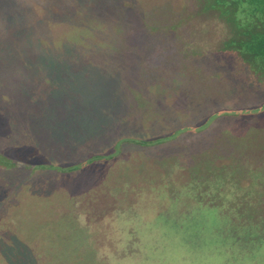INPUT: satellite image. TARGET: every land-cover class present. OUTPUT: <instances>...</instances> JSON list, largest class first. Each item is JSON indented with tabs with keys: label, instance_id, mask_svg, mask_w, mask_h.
<instances>
[{
	"label": "rangeland",
	"instance_id": "374dc122",
	"mask_svg": "<svg viewBox=\"0 0 264 264\" xmlns=\"http://www.w3.org/2000/svg\"><path fill=\"white\" fill-rule=\"evenodd\" d=\"M126 1L0 0V149L32 151L23 160L29 166H67L109 151L100 146L95 153L66 151L67 157L57 150L103 144L114 123L127 129L116 131L120 138L156 141L209 125L214 112L261 107L254 114L264 126V33L254 30L263 23L264 0H190L180 15L168 17L187 20L179 33L149 35L127 14ZM245 25L254 30L250 35ZM222 38L230 41L223 56ZM128 43L140 52L138 82L129 76V61L139 57L125 56ZM206 45L202 58L196 52ZM179 98L190 102L187 108L184 101L176 105ZM133 115L141 116L136 123ZM187 131L151 147L125 145L109 165L158 158L162 151L185 154L194 133ZM247 140L242 145L250 146ZM158 163H135L125 168L127 177L106 185L93 163L66 173L0 169V264H264V233L236 226L191 190L178 187L174 200L121 204L115 183L146 180ZM231 207L224 213L237 210Z\"/></svg>",
	"mask_w": 264,
	"mask_h": 264
},
{
	"label": "trees",
	"instance_id": "16d2710c",
	"mask_svg": "<svg viewBox=\"0 0 264 264\" xmlns=\"http://www.w3.org/2000/svg\"><path fill=\"white\" fill-rule=\"evenodd\" d=\"M189 1L190 0H153L152 2V0H127L125 4L122 5L129 16L131 15L135 16L134 18H139L140 28L142 31H146L148 35L157 32L175 34L181 31L180 29L185 26V21L187 20L184 21L185 23H182L183 18H181V16H178V18L168 17L172 13H178V15H180L179 13H182L185 8L188 7ZM211 9L214 10V6H211ZM221 41L224 42V38H222ZM205 43L208 44V42ZM128 44L129 46H127V48H129L130 51L126 50L128 52L125 56L132 59L136 53L139 57L137 60L134 58V60L129 61L132 64L131 74H129L130 79L134 78V82H138V66L136 63L138 59H141V56L138 54L140 52L136 51V49H138L136 44ZM224 44L226 49H223L224 52L221 56L227 52L230 41H226ZM145 48L150 50L151 46L147 45ZM207 48L208 46L206 45V48H202L201 53L198 51L196 53H199L200 57L205 58L204 54ZM195 51L196 50H194V52ZM219 77L222 78L224 76L219 74ZM0 85H2V83H0ZM183 101L186 103L184 107L187 108L190 102L185 99ZM183 101L182 98H179L175 102L177 106H183L179 105L181 104L180 102ZM259 108L261 107L238 110L236 111L238 114H231L228 110L214 112V114L217 115H214V117L211 116L212 118L209 117V119L211 118V123H209V125H206L208 122L206 120L199 126L191 127V129H188V127L184 128L173 133L170 137H164L156 141L144 142L141 141V139H135L129 136L120 138L123 135L118 134L116 131L122 130L123 133H127V129L121 128L122 125L120 123H114L105 129L104 133H107V138L103 144L100 143L97 146H88V144L83 142L76 145L74 149H67L65 151L57 150V153L61 152L63 156L66 155L67 157L68 151L76 152V154H80L79 152L88 153L89 151L95 153V150H98L100 146L103 147V152L105 150L109 151L107 154H93L91 155L92 157H87L80 162L74 163V165L69 164L66 166V161L62 163L58 161L55 165L35 164L29 166L27 162L23 160L28 158L29 154L33 153L32 151L24 152L7 147L6 150L0 149V157L5 160L0 163V169L28 168L31 170L40 169L44 171L59 170V172L62 171L66 173L78 172L83 169L88 170L91 168L90 163H93L95 165L92 164L93 167L99 169V173L96 175L100 177V181H103L102 185H106L109 181H116L127 177L128 175H124L129 174V172L125 168H131L133 170V165L135 163L143 165L148 161L149 163L150 161L151 163H158L161 161L163 163H158V166L152 170V174L146 177V180L135 183L132 181H120L119 184L115 183L116 186L119 185L120 190H122V194L119 195L121 204L126 203L127 206L131 207L134 205L136 206V204L139 203V199L145 201L149 199V202L154 199L161 201L160 199L162 197H164L165 200L173 199L175 194L172 191L175 189L178 190L179 187L180 190H191L193 192L192 196L196 201L199 202L202 200L204 206L219 209L221 211V217L226 218L227 216L229 221L235 223L236 226H248V224H251L260 235L264 233V147L260 148V145L258 146L256 144L264 143V139L262 138L264 134L260 132V135H252L249 140L246 138L247 134H255L256 129L261 128L262 131L264 128V126L258 123L260 122L257 117L259 113L254 114L255 111L260 112L262 110ZM3 111L4 108L0 107V116H3ZM243 112L250 114H242ZM127 117L128 116L124 119ZM140 117L139 115H133L128 118L130 122L136 123ZM243 117H249V119L255 122H247L243 120ZM2 120L4 121L5 119ZM220 121L226 122V124H222ZM186 130H188L187 132L193 131L194 133H190L189 136V140L191 141L189 143L192 145V148L185 154L181 151L180 154H176L175 157H165L162 151L161 154L158 155V158L152 157L151 159H139L138 161L131 160L127 162L117 160L118 162L116 163L119 164L115 163V165H109L117 159L119 153L122 152V147L125 145L132 144L135 146L139 145V147L142 145L151 147L158 142L171 139L176 141L173 138ZM194 135H198L199 137L197 138ZM245 139L251 142L250 146L247 144L242 145ZM114 141L115 144L117 141H120L116 144L117 146L115 149H105V147H109L110 144L112 145ZM211 144H214V148ZM176 145L181 147V144ZM119 146H121L120 149ZM66 151L67 153H65ZM10 152L15 153L17 158H15V156L10 157L8 155ZM53 152L57 157L56 152ZM61 159L64 158H57V160ZM104 167L105 170L103 171L102 168ZM94 172L96 171L94 170ZM139 175L141 174L139 173ZM174 185H176V188L172 187ZM107 193L110 192L107 190ZM88 202H91V200ZM226 206H232L237 210L235 211V209H232L234 210L232 214L228 212L225 214L224 208H226ZM120 209L122 210V207H115L112 212H116ZM111 210L109 208L106 213H110ZM256 227H259V230L256 229Z\"/></svg>",
	"mask_w": 264,
	"mask_h": 264
},
{
	"label": "flooded vegetation",
	"instance_id": "af4514ba",
	"mask_svg": "<svg viewBox=\"0 0 264 264\" xmlns=\"http://www.w3.org/2000/svg\"><path fill=\"white\" fill-rule=\"evenodd\" d=\"M261 12H264V11H261ZM258 18H262L261 20L263 21V23L261 24V26L259 27H257L256 29H254V30H258L259 32H260V34L261 35H263L262 33H264V13L263 14H261L260 16L258 15ZM253 19H256V18H246V22L248 23L249 21H251V20H253ZM247 23H246V25H247ZM246 25H245V28H244V32H246L248 35H250V33H251V31H254L253 29H250V30H248V29H246ZM235 32V31H234ZM242 32H243V30H242ZM236 33V32H235ZM259 38V37H258ZM231 39V37L230 38H228L227 40H230ZM233 55H235L236 57H239L237 54H233ZM228 64V63H227ZM227 66V65H226ZM228 67V66H227Z\"/></svg>",
	"mask_w": 264,
	"mask_h": 264
}]
</instances>
